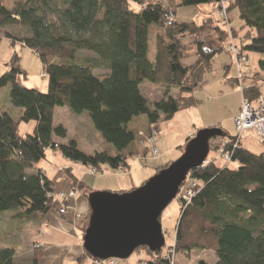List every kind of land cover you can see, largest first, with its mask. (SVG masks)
Listing matches in <instances>:
<instances>
[{"label":"trees","instance_id":"1","mask_svg":"<svg viewBox=\"0 0 264 264\" xmlns=\"http://www.w3.org/2000/svg\"><path fill=\"white\" fill-rule=\"evenodd\" d=\"M220 1L181 0L180 5L199 7ZM226 1L227 12H238L240 30L245 31L241 52L260 55L258 67L264 71V0ZM168 12L161 0H0V31L10 27L24 33L17 37L4 32V38L11 46L20 43L31 50L47 81L46 92L20 85L17 77L26 78V74L19 68L16 52L0 75V89L8 87L9 102L19 110L14 115L0 103V216L7 213L10 221L0 233V264H40L35 252L17 262L19 242L13 240L20 226L40 222L53 205L52 184L37 168L46 151L56 150L64 159L98 173L105 165L112 171H125L130 168L127 157L133 153L123 156V152L137 141L128 128L133 119L146 117L152 131V125L195 106L192 94L205 83L215 58L226 52L227 32L212 17L199 24L175 20L168 26ZM151 26L159 32L154 57L149 60ZM184 37L191 38L190 42L181 43ZM78 51H88L96 60L79 59ZM190 56L197 60L184 66L181 61ZM96 69L107 72L98 76ZM258 83L243 92L250 102L264 95ZM142 84L160 87L163 97L149 105L140 92ZM55 108L86 114L115 156L105 151L86 154L73 140L55 143V138H67L63 126H53ZM30 121L35 123L34 131L21 137L19 124ZM222 132L212 145L210 141V150L227 139L224 149L237 167L212 162L190 172L200 187L179 210L174 253L206 250L216 256L215 264H264V150L252 153L236 135ZM67 176L72 187L85 195L87 188L70 171ZM87 225L88 218L82 233ZM142 250L154 258L146 264L163 262L162 251H136ZM84 257L92 258L86 252ZM198 264L208 263L199 260Z\"/></svg>","mask_w":264,"mask_h":264},{"label":"rangeland","instance_id":"2","mask_svg":"<svg viewBox=\"0 0 264 264\" xmlns=\"http://www.w3.org/2000/svg\"><path fill=\"white\" fill-rule=\"evenodd\" d=\"M163 4L167 7L169 12H172L175 16V20L179 23H197L199 24L203 18L210 16L213 18L214 22L217 23L221 29L223 30H231L236 32L237 35L231 34V38H229V34L227 32V41H226V49L229 44H236L240 47L242 42V36L244 34V30H240L241 22L238 18V12L236 10H231L227 12V25L222 20L219 15V4H209L203 5L199 7L193 6H181V0H161ZM173 7H175V13L173 11ZM168 25V24H167ZM170 26V25H168ZM21 29L10 28L9 34L13 35H22ZM158 29L155 26H151L149 28V37H148V58L152 60L155 53V37L158 33ZM4 30L0 31V75H2L6 71V64L12 58L13 52H16L19 57V68L25 72V76H18L17 80L21 85L27 89H35L40 92H46L47 81L46 76L44 77V72L42 70V66L39 58L25 46H21L20 43H16L13 46L10 45V42L4 38ZM191 38L184 37L181 38V43L187 44L189 43ZM227 52V51H226ZM222 52L220 53L212 63V71L206 75L205 83L203 86L196 90L192 96L195 100V106L191 109H187L175 114L171 119L162 120L155 125H152V131L149 128L138 127L134 129L133 132L136 136V143L130 150L126 152L123 156H126L129 153H133L131 156L127 157L128 163L130 165V169L125 170V175H115L108 177V172L111 173L110 168L105 165L102 167V173H98L94 175L93 179L95 180V188L93 192H101V191H109V190H98L105 183H110L115 179L123 181V190L126 193L132 192L141 186H143L151 177H153L158 170L162 168H166L170 163L175 161L180 157L182 151L184 149L185 139L189 136H186L189 132H193L195 134L197 131L201 129L211 128V127H219L224 130L229 135H235L234 124L232 121H228V118L233 114V112H237L241 107L242 103V94L239 90L238 86L231 87L226 83L227 80H236V70L232 64V60L230 58V54ZM77 58L79 59H91L93 61L96 60L95 55L88 51H78ZM248 66L246 70L251 72L252 74H260L261 78H264V71H259L257 67L256 59L261 57L256 53H248ZM197 60L195 56H190L189 58L183 59L181 62L184 66L190 65ZM226 69V70H225ZM107 71L105 69H96L95 74L101 76L105 74ZM254 82L252 81H249ZM259 85L262 89H264V83L258 81ZM141 93L148 100L149 105L152 103L159 101L163 97V90L154 85L144 84L141 87ZM176 93H174L175 95ZM0 103L3 107L10 105L8 98V87L0 89ZM11 106V105H10ZM89 121L90 119L84 114ZM76 116V115H75ZM225 119V121H223ZM85 120L84 117L81 119ZM223 121V122H222ZM68 122V120H67ZM91 122V121H89ZM215 125V126H213ZM34 127V122L30 121L27 123H21L19 128V134L21 137L26 136L27 134H31V128ZM30 128V129H29ZM154 134L155 140L153 143H149L145 141V136ZM244 133L253 134L252 137H249V140H252V146L249 144V147L255 149L253 151L255 154H259L264 150V144L260 143L256 133L252 130L245 131ZM243 133V134H244ZM251 136V135H250ZM193 137H189L190 140ZM64 140V139H63ZM188 140V141H189ZM223 141V140H222ZM215 142L213 139L211 141V145ZM210 143V142H209ZM59 144V143H58ZM180 145H184L182 149H178ZM153 149L157 150V156L154 160L153 158ZM58 152V151H57ZM216 150L209 151L207 158L205 159L203 165L206 162L222 164V166L229 165L221 159H216ZM148 160L142 161V159L146 158ZM229 168H235V163H231ZM118 174V173H117ZM121 176V177H119ZM188 179H193L189 175L186 180L182 183L181 186L188 184ZM200 184V183H199ZM102 185V186H101ZM185 185V186H186ZM179 191L176 195L174 201H172L169 206L165 209V211L161 215V226L165 229V247L175 246V228L176 222L179 216L180 201L178 198ZM54 194V193H53ZM54 197V195H53ZM10 223L9 215L7 213L0 216V233H4L6 230L5 226ZM12 223V222H11ZM16 227V224L13 225ZM169 232H167V231ZM19 231V232H18ZM18 233L17 236H14V240H18L19 245L17 247L16 261L21 262L29 258L27 255V244L31 239V229L29 223H26L19 227V230L16 231ZM33 247V246H32ZM35 250L39 247L34 246ZM191 255L188 260L185 261L184 255H174L171 257L173 259L174 264H198L199 260H203L208 264L216 263V256L212 251H201L190 253ZM142 254L138 252H134L130 257L131 259L141 257ZM145 253L143 257H146Z\"/></svg>","mask_w":264,"mask_h":264},{"label":"crops","instance_id":"3","mask_svg":"<svg viewBox=\"0 0 264 264\" xmlns=\"http://www.w3.org/2000/svg\"><path fill=\"white\" fill-rule=\"evenodd\" d=\"M9 31H10V27L4 29V32L9 33ZM21 32L23 36L24 33L23 31H20V33ZM17 37H20V35H17ZM20 45L22 46V44ZM260 59L261 57H258L256 59L257 67ZM259 71L261 70L259 69ZM253 75L254 76L258 75L259 78H254L253 79L254 82L251 83L247 82V85L255 84L257 81H261L264 83V78H261L260 74H253ZM16 81L18 82V80ZM225 81L231 87L235 85L237 86L236 80L226 79ZM19 84L21 85V83ZM142 85L139 86L140 92ZM10 105H7L6 107L9 108V110H11V112L14 115H18L19 110L13 108ZM239 110L240 108L238 109L237 112H233V114L228 118V121L230 122L232 121V123L234 124V118L238 115ZM82 117L85 118L84 121L81 120ZM89 121L87 120L84 114L75 116L67 108H55L53 113V126L57 127L61 125L67 130V138L64 140L55 138V143L65 144L67 143L68 140H73L76 142L78 149L86 154H93L95 152L105 151L108 153V155L115 156V152L112 149V147L107 145L102 140L100 134L93 128L91 122ZM223 121H225V119ZM20 124L18 128H20ZM138 127H142L146 129L149 128V124L146 117L142 116L133 119L131 123L128 125V128L131 131L137 129ZM34 128H35V123H34V127L31 128L32 132L34 131ZM211 128L221 129L219 127H211ZM193 132L194 131L189 132L186 136L193 137L195 135L193 134ZM252 136L253 134L244 133L239 140L241 146L244 149L254 153L256 152L253 151L255 149L249 147V144L252 146L253 143L252 140H249L250 139L249 137ZM189 137L185 139L184 145ZM133 146L134 145L130 146L125 152H123V155L126 154V152L130 150V148H132ZM182 146L180 145V147ZM180 147H178V149ZM231 163L228 166H230ZM217 165L222 166V164H217ZM236 167L237 164L235 163V168ZM37 168L42 170L46 178L51 182L53 187L54 197H53V205L51 209L44 215L43 219L40 222H37L36 224L29 223L31 229V234H30L31 239L30 242L27 244V255L31 256L35 252L38 262L40 264H109L111 260H115L116 264H141V263L146 264L147 261H154V258L143 250L136 251L140 253V255L142 254V256L134 259L130 258L133 254L128 259L125 260L109 259L102 261V260H95L93 258L84 257L85 254V250L83 248L84 233H82L81 227L85 219L88 218L89 221V216L91 212L87 197L94 190H97V189H92V187L95 188L94 187L95 180L93 179V177L97 173L91 174L89 171V167L83 166L79 163L70 162L64 159L59 152L52 149L46 151L45 159L37 164ZM67 171L68 172L70 171V173H72L73 176L77 178L78 182L82 183L87 188L85 195H84L85 192L82 193V191L78 189H74L72 187V183L70 182L67 176ZM110 171L111 173L110 172L107 173L108 177L113 176L112 173L121 176L125 175L123 170L112 171L110 169ZM122 184H123L122 180L115 179L110 183H105L103 186L101 185L102 187H96V188H100L98 190H109L105 192L126 193L125 190L122 189L123 188ZM71 193H74V195L70 196ZM61 195H64L65 198L61 199L60 198ZM63 205L66 207V209L64 214H60L59 210ZM160 223H161V218H160ZM162 230L165 231L163 227ZM37 245L39 247L35 250L34 246ZM17 250L18 249L16 248V254H17ZM145 253L147 254V256L143 257ZM190 256L191 255L189 254L184 255L185 261L188 260ZM181 264H183V261Z\"/></svg>","mask_w":264,"mask_h":264},{"label":"water","instance_id":"4","mask_svg":"<svg viewBox=\"0 0 264 264\" xmlns=\"http://www.w3.org/2000/svg\"><path fill=\"white\" fill-rule=\"evenodd\" d=\"M221 129L199 130L178 159L128 193L92 192L87 200L90 216L83 235V248L95 260H125L138 248L162 251L165 239L160 218L175 200L189 173L207 158L209 142L221 137Z\"/></svg>","mask_w":264,"mask_h":264},{"label":"built area","instance_id":"5","mask_svg":"<svg viewBox=\"0 0 264 264\" xmlns=\"http://www.w3.org/2000/svg\"><path fill=\"white\" fill-rule=\"evenodd\" d=\"M219 4V15L222 20L227 25V7L228 2L226 0H221L218 2ZM166 22L168 25H172L175 22V16L172 12H168L165 16ZM229 34V38H231V30H226ZM227 53L230 54V58L232 60V64L236 70V82L239 90L242 94V103L239 110L238 115L234 118V129L238 139L243 135L245 131L252 130L256 133L260 143L264 144V95H260L254 102H250L246 97H244L243 92L248 88L247 82L252 81L254 79V75L246 70L248 66V56L246 53L241 52V49L236 44H229L227 49ZM45 77V75H44ZM155 140L154 134L146 135L145 141L149 143H153ZM228 144V140L225 139L223 144L216 149V159H221L222 161L226 162L227 164L231 162V153L228 150L224 149V146ZM153 158L155 159L157 156V150L153 149ZM148 160L144 158L142 161ZM206 162L204 167L207 165ZM89 171L91 174H96L97 172L89 167ZM188 184L184 187L180 186L179 188V201H180V208L186 207L192 197L195 195L196 191L200 187V184L195 179H188ZM74 193H71L70 196H73ZM53 196V195H52ZM61 199H64L65 196L61 195ZM66 207L63 205L61 206L59 212L60 214H64ZM163 235L165 236V231L162 230ZM165 245V244H164ZM174 255V248L173 245L170 247H163L162 249V263L161 264H174L173 259L171 258ZM109 264H116L115 260H111ZM143 264V263H141Z\"/></svg>","mask_w":264,"mask_h":264},{"label":"bare ground","instance_id":"6","mask_svg":"<svg viewBox=\"0 0 264 264\" xmlns=\"http://www.w3.org/2000/svg\"><path fill=\"white\" fill-rule=\"evenodd\" d=\"M197 132H198V131H197ZM197 132H196V133H197ZM196 133H195V135H196ZM195 135H194V136H195ZM194 136H193V137H194ZM203 163H204V162H203ZM206 166H207V165H206Z\"/></svg>","mask_w":264,"mask_h":264}]
</instances>
